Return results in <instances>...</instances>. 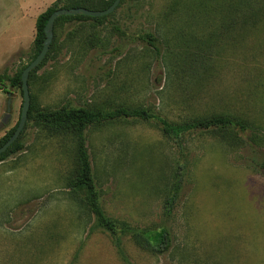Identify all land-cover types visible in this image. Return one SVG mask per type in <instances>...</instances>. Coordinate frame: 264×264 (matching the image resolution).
Instances as JSON below:
<instances>
[{
  "label": "rangeland",
  "instance_id": "1",
  "mask_svg": "<svg viewBox=\"0 0 264 264\" xmlns=\"http://www.w3.org/2000/svg\"><path fill=\"white\" fill-rule=\"evenodd\" d=\"M51 4L0 0V73L29 63L36 19ZM29 87L40 109L142 107L173 123L227 113L249 129L175 138L155 119L130 118L86 130L103 209L130 227H166L172 248L157 253L94 226L69 188L73 132L28 120L25 150L0 162V264H264V0H122L102 23L56 26ZM8 90L0 87V140L23 105L22 90Z\"/></svg>",
  "mask_w": 264,
  "mask_h": 264
},
{
  "label": "trees",
  "instance_id": "2",
  "mask_svg": "<svg viewBox=\"0 0 264 264\" xmlns=\"http://www.w3.org/2000/svg\"><path fill=\"white\" fill-rule=\"evenodd\" d=\"M114 1L115 0L54 1L45 11L40 13L36 19L35 38L27 53L29 56V63L39 55L43 48L44 40L46 38L45 26L53 12L62 8L71 9L80 7L90 10H105L109 8ZM111 14L102 17L63 15L56 20L55 27L60 23L70 20H93L97 23H102ZM242 22L244 24L247 23V19H244ZM144 38L153 46V48L156 49L158 54H161L160 50L155 46L156 37L148 33L144 36ZM51 48L52 45L50 49ZM43 62L30 73V76L40 68ZM26 66L13 75L8 74L7 72L0 73V87L9 94L10 92L8 89L19 88L22 90V72ZM130 118L139 120L155 119L161 124L162 130L166 135L175 138H179L183 134L196 130L218 129V131H224L226 128H238L240 131L246 132L249 129V125L244 120L227 113L213 114L209 117L197 118L190 122L173 123L142 107L121 106L116 109L106 110L93 107H77L71 104H65L57 109H40L36 106L31 95V106L28 115L29 121H33L36 126L49 131H71L74 134L78 167L76 175L69 182V188L73 192L81 194V196L78 197L79 204L81 208L87 210L92 216H94V226L96 228L107 230L112 234H129L133 237L135 242L145 250L150 249L157 253H167L171 250L173 243L171 232L166 227L134 228L125 224H120L106 214L100 202V193L97 188L91 155L87 146L86 130L91 126L112 123ZM18 124L0 140V147L4 145L14 134ZM25 146L26 144L23 140L22 131L17 141L13 143L7 151L0 155V162H3L9 157L24 151ZM262 168L264 169V162L262 163ZM183 170V172H178L176 174V182L165 200V212L167 215L172 214L177 200L179 199L182 187V177L185 173L186 166L183 167Z\"/></svg>",
  "mask_w": 264,
  "mask_h": 264
},
{
  "label": "water",
  "instance_id": "3",
  "mask_svg": "<svg viewBox=\"0 0 264 264\" xmlns=\"http://www.w3.org/2000/svg\"><path fill=\"white\" fill-rule=\"evenodd\" d=\"M122 0H115L113 4L105 9V10H90L84 7L80 8H71V9H58L55 12L51 14V16L48 19V22L45 26V34L46 38L44 40L43 48L39 55L32 60L26 68L22 72V91H23V105L21 110V117L18 124L17 129L15 130L14 134L9 138V140L0 147V155L3 154L5 151L8 150V148L17 141V139L20 137L23 129L25 128L27 121H28V115L29 110L31 106V93H30V87H29V76L30 73L35 70L46 58L50 47L52 45L53 39H54V27L56 20L63 15H85V16H91V17H102L109 15L113 13L118 6L120 5ZM11 99L8 101V107H7V113L5 114V117L3 119V122L1 123V126H3L8 118L11 116Z\"/></svg>",
  "mask_w": 264,
  "mask_h": 264
},
{
  "label": "crops",
  "instance_id": "4",
  "mask_svg": "<svg viewBox=\"0 0 264 264\" xmlns=\"http://www.w3.org/2000/svg\"><path fill=\"white\" fill-rule=\"evenodd\" d=\"M46 1H48V0H46ZM54 1H56V0H51V3H53ZM22 11H26V9L22 8Z\"/></svg>",
  "mask_w": 264,
  "mask_h": 264
}]
</instances>
